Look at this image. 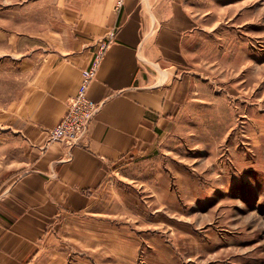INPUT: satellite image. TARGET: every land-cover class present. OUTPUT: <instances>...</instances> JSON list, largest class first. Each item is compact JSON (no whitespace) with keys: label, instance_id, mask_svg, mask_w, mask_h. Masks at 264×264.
I'll list each match as a JSON object with an SVG mask.
<instances>
[{"label":"rangeland","instance_id":"1","mask_svg":"<svg viewBox=\"0 0 264 264\" xmlns=\"http://www.w3.org/2000/svg\"><path fill=\"white\" fill-rule=\"evenodd\" d=\"M36 2L0 0V118L47 22ZM183 8L184 113L110 168L90 211L53 227L51 264H264V0Z\"/></svg>","mask_w":264,"mask_h":264},{"label":"crops","instance_id":"2","mask_svg":"<svg viewBox=\"0 0 264 264\" xmlns=\"http://www.w3.org/2000/svg\"><path fill=\"white\" fill-rule=\"evenodd\" d=\"M47 19L21 55L27 77L1 110L0 264H51L52 229L94 205L111 167L152 150L184 113L185 0H34ZM43 6V7H41ZM39 16V15H38ZM110 42L88 89L99 106L83 144L48 143L101 41Z\"/></svg>","mask_w":264,"mask_h":264},{"label":"built area","instance_id":"3","mask_svg":"<svg viewBox=\"0 0 264 264\" xmlns=\"http://www.w3.org/2000/svg\"><path fill=\"white\" fill-rule=\"evenodd\" d=\"M118 8L124 0H115ZM110 42L101 41L93 56L90 66L82 71L81 83L75 96L67 102V111L60 122L48 132V143H61L68 149L83 144L89 133L91 122L96 117L99 106L88 96V89L94 80L102 56ZM7 198V193L0 189V203Z\"/></svg>","mask_w":264,"mask_h":264}]
</instances>
